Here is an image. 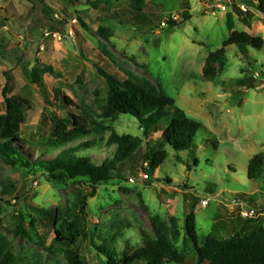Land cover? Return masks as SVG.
I'll use <instances>...</instances> for the list:
<instances>
[{"label": "rangeland", "instance_id": "1", "mask_svg": "<svg viewBox=\"0 0 264 264\" xmlns=\"http://www.w3.org/2000/svg\"><path fill=\"white\" fill-rule=\"evenodd\" d=\"M42 1L0 0V114L4 112L3 74L8 73V96L25 89L31 101L26 124L20 129L22 138L46 140L49 131L39 123L41 111L65 117L62 100L66 98L89 128L104 129L105 139L130 135L142 139L145 148L148 139H143L134 118L104 111L107 85L96 66L116 74L122 68L162 88L201 129L194 140L195 154L166 147L167 156L151 184L142 178L146 173L128 163L121 180L99 185L96 194L86 199L85 215L80 212V202L90 191L85 185L61 186L0 159V235L12 248L16 264H65L60 246L54 243L52 221L44 214L49 209L59 210L62 218L78 226L82 264H107V253L98 248L118 255L134 252L142 246L140 231L153 234L150 217L154 216L165 225V234L183 254L184 264H197L183 230L193 201L199 242L210 236L230 238L238 232L231 231L238 216L252 220L251 228L264 227V174L258 181H249L246 175L248 161L264 152V49L253 51V60H247L236 46H230L219 77L213 82L202 78L207 55L219 49L231 32H244L264 42V17L239 18L230 6L224 10L217 3L189 0L192 18L168 33L166 19L181 20L179 0H155L150 5L149 11L161 16L153 30L126 23L117 10L97 12L84 5L75 8L69 0ZM241 11L245 14L244 8ZM99 29L106 32L107 40ZM99 44L105 46L111 62L101 57ZM24 70L41 72L51 105L45 104L40 88ZM151 138L157 142L160 135ZM102 148L103 154L93 155L94 160L113 151L104 143ZM25 155L36 157L27 151ZM245 211H252L254 217L243 219ZM172 219L179 230L177 240L172 238ZM19 224L26 237L17 230ZM118 229L121 233L114 241Z\"/></svg>", "mask_w": 264, "mask_h": 264}, {"label": "trees", "instance_id": "2", "mask_svg": "<svg viewBox=\"0 0 264 264\" xmlns=\"http://www.w3.org/2000/svg\"><path fill=\"white\" fill-rule=\"evenodd\" d=\"M25 1L32 3L31 0ZM36 1L43 3L42 0ZM200 1L230 6L239 18L242 15L248 18L255 15L264 17V0ZM179 2L181 20L167 18L165 29L168 33L185 26L192 18L189 0ZM69 3L75 8L84 5L97 12L120 11L125 22L139 30H153L161 19L160 15L149 11L155 0H69ZM241 8L245 9V14ZM45 9L48 13L52 12L47 6ZM244 22L248 23L246 20ZM98 33L108 39L103 29H99ZM230 46H236L247 60H253V51L261 53L264 42L261 38L244 32H231L219 49L207 55L202 69V78L205 81H215L224 71L226 49ZM98 49L101 57L112 61L104 45L99 44ZM96 69L107 85L104 111L134 118L143 132V139H148L145 148L142 139L130 135L115 140L105 139L104 134H101L104 129L98 126L89 128L83 115L66 98L62 100V107L66 110L65 117L48 113L46 109L41 111L39 123L49 131L46 140L22 138L20 129L26 124L27 113L31 110L29 94L23 89L18 95L9 97L11 80L8 73L3 74L5 85L2 89L4 112L0 114V159L8 166L43 174L61 186L78 183L88 187L89 193L80 202V212L83 215L86 199L96 194L99 185L121 180L122 172L128 163L135 164V168L146 173V181L151 184L150 179L167 156L166 147L176 153L195 154L197 147L194 140L201 129V124L188 118L177 108L174 100L166 95L162 88L157 89L122 68H118V74L101 66H96ZM24 73L31 83L40 88L45 104L51 105L41 82V72L24 70ZM249 87L253 85L250 84ZM155 134L160 135L157 142L151 140ZM103 143L107 149L113 148V151L102 160H94L93 155L103 154ZM25 151L36 157L25 155ZM52 155L54 156L50 157ZM134 166L132 174L135 173ZM263 174L264 152L250 159L246 169L249 181H258ZM189 206L190 211L185 215L183 222L184 239L191 242L197 264H264V227L251 228L252 220H242L238 216L235 220L237 224L234 223L235 226L231 227V231H238L233 236L227 239L210 236L199 242L194 215L196 202L193 201ZM251 209L259 212L256 207ZM44 214L52 221L54 243L60 246L65 264H82L77 249L80 233L76 223L65 216L62 218L57 209L46 210ZM150 226L153 234L140 231L142 246L130 254L118 255L116 252L108 253L106 248H98L99 251L107 253V264H184L183 254L166 236L165 225L161 219L157 216L150 217ZM171 226L172 238L177 240L179 230L175 219L171 220ZM17 230L27 236L21 224ZM120 233L118 229L112 240L116 241ZM0 264H16L12 248L1 235Z\"/></svg>", "mask_w": 264, "mask_h": 264}, {"label": "built area", "instance_id": "3", "mask_svg": "<svg viewBox=\"0 0 264 264\" xmlns=\"http://www.w3.org/2000/svg\"><path fill=\"white\" fill-rule=\"evenodd\" d=\"M226 1H229V0H226ZM219 7H220V8L222 7V9L225 10V5L219 4ZM142 178H143L144 180H148V176H147V174H144V176H142ZM129 182H130V183H133L134 180L130 178V179H129ZM201 205H202V206H205V205H206V202L203 201V202L201 203ZM253 215H254V213H253L252 211H251V212L245 211V212H242V213H241V217H242L243 219L253 218V217H254Z\"/></svg>", "mask_w": 264, "mask_h": 264}]
</instances>
